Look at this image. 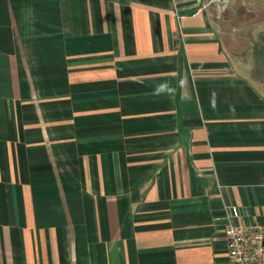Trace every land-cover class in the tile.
Here are the masks:
<instances>
[{
	"label": "crops",
	"instance_id": "1",
	"mask_svg": "<svg viewBox=\"0 0 264 264\" xmlns=\"http://www.w3.org/2000/svg\"><path fill=\"white\" fill-rule=\"evenodd\" d=\"M0 0V264H231L264 224V0Z\"/></svg>",
	"mask_w": 264,
	"mask_h": 264
},
{
	"label": "built area",
	"instance_id": "2",
	"mask_svg": "<svg viewBox=\"0 0 264 264\" xmlns=\"http://www.w3.org/2000/svg\"><path fill=\"white\" fill-rule=\"evenodd\" d=\"M219 13L225 0H214ZM243 214L236 205L227 209L225 235L229 246L231 264H264V224L243 222Z\"/></svg>",
	"mask_w": 264,
	"mask_h": 264
}]
</instances>
